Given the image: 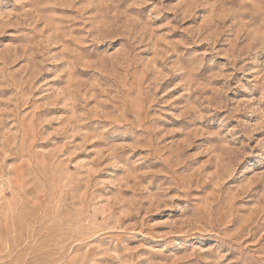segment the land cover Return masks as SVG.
Here are the masks:
<instances>
[{
    "label": "rangeland",
    "instance_id": "obj_1",
    "mask_svg": "<svg viewBox=\"0 0 264 264\" xmlns=\"http://www.w3.org/2000/svg\"><path fill=\"white\" fill-rule=\"evenodd\" d=\"M0 264H264V0H0Z\"/></svg>",
    "mask_w": 264,
    "mask_h": 264
}]
</instances>
